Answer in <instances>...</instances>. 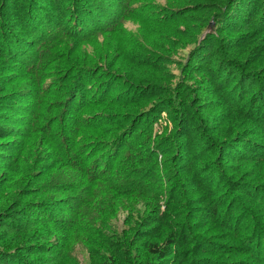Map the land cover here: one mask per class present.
Wrapping results in <instances>:
<instances>
[{"label":"trees","instance_id":"16d2710c","mask_svg":"<svg viewBox=\"0 0 264 264\" xmlns=\"http://www.w3.org/2000/svg\"><path fill=\"white\" fill-rule=\"evenodd\" d=\"M0 264H264V0H0Z\"/></svg>","mask_w":264,"mask_h":264},{"label":"rangeland","instance_id":"374dc122","mask_svg":"<svg viewBox=\"0 0 264 264\" xmlns=\"http://www.w3.org/2000/svg\"><path fill=\"white\" fill-rule=\"evenodd\" d=\"M162 117H163V121H162V124L161 126H156L155 125V128H154V131H156L157 133H160L162 132V130L164 128H166L165 126L167 125L168 127H170L169 125V122L167 120V115L166 113H163L162 114ZM123 221H124V216H121L120 214V218L117 220V222L115 221V228L118 229L119 231L123 230L125 228V225L123 224ZM77 257L80 261L83 260V257H84V254L82 252V250H80L79 248L77 249Z\"/></svg>","mask_w":264,"mask_h":264}]
</instances>
